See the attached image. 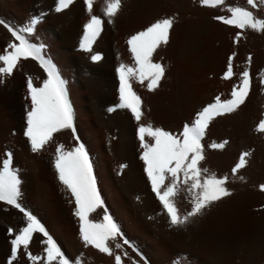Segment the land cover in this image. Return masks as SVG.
Instances as JSON below:
<instances>
[{"label":"bare ground","instance_id":"obj_1","mask_svg":"<svg viewBox=\"0 0 264 264\" xmlns=\"http://www.w3.org/2000/svg\"><path fill=\"white\" fill-rule=\"evenodd\" d=\"M56 1L0 0V19L10 26L23 27L33 18H40L30 40L46 46L43 54L51 58L67 81L77 135L87 150L96 155L90 158L98 189L124 235L139 249L147 264H264V191L260 188L264 185V133L256 130L264 117V84L260 83L264 76V32L239 29L214 18L230 15L226 8L235 4L249 8L257 18H264V0H256V9L247 5L246 0H226L224 6L215 8L202 6L200 0H122L121 10L112 23L103 16L104 0H95L93 14L105 21L93 48L103 53L98 63H92L89 52L77 49L83 25L90 19L84 0H74L62 12L55 11ZM166 17L174 18L169 42L153 55V61L165 68L159 87L149 91L147 81L140 83L135 77L130 81L142 98L140 123L151 122L153 127L179 134L217 96L222 101L231 99L233 86L240 83L245 69L252 77L245 103L235 112L215 117L202 140L205 158L201 167L221 177L227 175L226 186L231 195L181 227L170 223L143 172L138 122L125 110L115 108L119 103L116 69L121 63H135L127 40ZM12 42L17 41L0 25V53ZM229 57L234 75L225 79ZM28 77L34 86H41L46 74L38 61L21 60L13 74L0 83V165L6 152L12 151L13 165L21 170L23 205L48 232L57 236L68 254L73 258L83 254V264H96L107 255L86 247L76 238L74 205L53 165L59 144H64L65 150L75 146L72 132L54 134L52 141L37 153L31 151L24 136L25 109L30 106V98L26 99ZM110 108L115 110L109 111ZM225 141L222 149L210 147ZM242 152L250 153L247 164L233 175L231 170ZM176 202L181 213L190 210L183 193ZM100 213V209L92 213V219L97 221ZM23 225V214L0 202V264H34L23 248L16 260L11 257L15 233L8 229ZM44 239L42 234H34L27 251L34 255L43 253ZM122 241L117 237L107 242L112 253L123 257V263L145 264ZM118 243L122 248L116 247Z\"/></svg>","mask_w":264,"mask_h":264},{"label":"snow or ice","instance_id":"obj_2","mask_svg":"<svg viewBox=\"0 0 264 264\" xmlns=\"http://www.w3.org/2000/svg\"><path fill=\"white\" fill-rule=\"evenodd\" d=\"M94 2L95 0H84L90 19L83 25L80 48L89 53H93V44L100 36L105 24L101 16L93 14ZM246 2L252 9L258 7L256 0H246ZM73 3L74 0H58L55 11L61 12ZM200 3L202 6L215 8L224 6L226 0H200ZM121 7L122 0H104L101 10L103 16L107 17L108 23L113 22ZM226 11L230 15L214 18L225 25L239 29L264 32V18H257L249 8L235 4L228 5ZM39 19L33 18L23 27L10 26L5 20L0 19V25H3L18 42L8 43L4 52L0 53V83L4 82L5 77L13 74L21 60L32 59L39 62L46 74L41 86H34L32 78H27L28 97L26 99L30 98V106L26 105L25 109L24 136L31 151L40 152L52 141L54 134L70 130L76 144L70 150H65L64 144H59L55 149L53 165L60 183L66 186L74 198V216L79 221L82 241L86 247L92 246L101 253L112 255V249L107 242L120 237L123 244L131 247L137 255H141L139 249L124 235L121 226L110 214L98 189L90 154L77 135L67 81L51 58L43 54L46 46L37 45L30 40ZM173 23L172 17L158 19L144 30L131 35L127 40L135 63L134 65L121 63L116 69L119 78V103L116 107L128 109L138 122V138L143 149L140 159L145 164L144 171L151 191L162 205V211L169 218L170 223L181 227L202 215L204 210L212 204L231 195V191L226 186L229 179L227 175L221 177L201 167V161L205 158L202 140L210 122L215 117L235 112L245 103L251 91L252 77L249 70L245 69L240 75V83L233 86L231 99L222 101L217 96L215 102L202 108L190 124L186 123L183 126L179 134L164 130L162 127H153L151 122L140 123L143 116L142 98L133 90L130 81L133 77L140 83L147 81L146 86L149 91L159 87L165 68L161 63L153 61V55L161 45L169 42ZM90 58L95 62L101 60L102 56L94 53ZM248 63H251V57H248ZM233 75L232 57H229L224 78L230 79ZM260 83L264 84V76L261 77ZM114 110L115 108L109 109V111ZM256 130L264 133V117L257 124ZM226 143L227 141L212 143L210 147L222 149ZM5 155L6 159L0 165V202L18 209L24 219L23 226L16 230L10 227L8 229L9 233H15L14 239L11 240L12 260L18 258L23 248L28 259L34 264H81L83 254L75 259L69 258L49 234L45 225L23 205L21 170L13 165L12 151H7ZM249 155V152L240 154L238 162L231 170L233 175L246 166V157ZM240 178L243 179V177ZM260 188L264 191V185ZM181 193L191 205L190 210L184 213H181L176 202L177 196ZM98 209H103L102 220L89 219L90 214ZM37 233L46 238L42 241L46 247L43 253L34 255L27 250L34 234ZM116 247L122 248V245L118 243ZM124 255L127 257V252ZM115 264H122L120 255L115 256ZM133 264L136 262L133 261Z\"/></svg>","mask_w":264,"mask_h":264},{"label":"rangeland","instance_id":"obj_3","mask_svg":"<svg viewBox=\"0 0 264 264\" xmlns=\"http://www.w3.org/2000/svg\"><path fill=\"white\" fill-rule=\"evenodd\" d=\"M57 3H58V0L56 1ZM56 3V5H55V8L58 6V4ZM65 10V9H64ZM62 12V11H61ZM82 35H81V37L79 38L80 39V42L78 41V43H77V49L80 51L81 50V52H85V53H88V52H86V51H84V50H82L81 48H80V43H81V40H82ZM93 48H94V44H93ZM95 49H93V53H98V54H102L101 56L103 57V53L102 52H100V51H95ZM93 53H90L89 54V59L91 60V55L93 54ZM92 61V60H91ZM90 61V62H91ZM100 61V60H99ZM99 61H95L96 63H98ZM94 61H92V63H93ZM94 62V63H95ZM116 74V73H115ZM215 96H217V94H218V92L217 91H214V93H213ZM71 101V100H70ZM71 103H72V101H71ZM118 105V104H117ZM116 105V106H117ZM115 106V108L116 109H118V110H125L130 116H132V114L129 112V110L128 109H122V108H119V107H116ZM133 117V116H132ZM88 152H89V154H90V156H92V158L94 157V156H96L95 154H92L91 152H90V150H88ZM145 166V165H144ZM145 168V167H144ZM143 172H144V169H143ZM144 174H145V176H146V173L144 172ZM97 180H98V177H97ZM99 183V182H98ZM150 185V184H149ZM150 188H151V186H150ZM101 190V189H100ZM67 191H68V189H67ZM103 195V194H102ZM68 197L71 199V203H72V205H74L73 206V210L75 209V201H74V198L71 196V193L68 191ZM103 199H105V197H104V195H103ZM105 202V201H104ZM105 205H106V202H105ZM106 207L108 208V210H109V212H110V214L114 217V219L116 220V218H115V216H114V214H113V212L110 210V208H109V206L108 205H106ZM101 210V213H100V215H97V221H100V220H102V218H103V209H100ZM92 214H90V216H89V219H91V220H93L94 221V219H92L93 217L91 216ZM76 219H77V221H78V218L76 217ZM96 221V220H95ZM117 221V220H116ZM118 222V221H117ZM78 225H79V221H78ZM78 225H77V228H76V230H75V232L77 231V229H78V232H76L75 234H76V238L79 240V241H81V242H83L82 241V239H81V236H80V233H79V227H78ZM49 234L58 242V244L60 245V247L62 248V250L65 252V254L69 257V258H72V259H75V258H73L70 254H68L67 252H66V250L63 248V246L60 244V241H59V239L57 238V236L55 235V234H53L52 232H50L49 231ZM122 243H123V241H122ZM127 246V245H126ZM90 247H92V246H90ZM129 247V246H128ZM93 248V247H92ZM95 249V248H94ZM132 249V248H131ZM107 255V257H106V259H105V257L103 258V257H101L100 258V260H98L97 262H96V264H111L112 262H113V259L112 258H114V262L113 263H115V257L114 256H116V255H114V254H112L111 256H113V257H111L110 255L108 256V254H106ZM138 256V259H140V261L142 262V263H145L144 261H145V258L143 257V256H139V255H137ZM110 257V258H109ZM141 257H143V258H141ZM144 261H143V260ZM123 257H122V264H126L127 262H124L123 263ZM81 264H83V261H81ZM128 264V263H127Z\"/></svg>","mask_w":264,"mask_h":264}]
</instances>
